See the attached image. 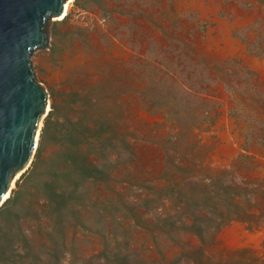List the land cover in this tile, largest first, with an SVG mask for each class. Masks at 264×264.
Returning a JSON list of instances; mask_svg holds the SVG:
<instances>
[{"label":"rangeland","instance_id":"374dc122","mask_svg":"<svg viewBox=\"0 0 264 264\" xmlns=\"http://www.w3.org/2000/svg\"><path fill=\"white\" fill-rule=\"evenodd\" d=\"M72 2L30 58L48 111L0 207L31 198L71 124L105 176L62 222L76 242L59 264H264V76L246 61L264 64V0ZM40 205L21 220L36 250Z\"/></svg>","mask_w":264,"mask_h":264},{"label":"water","instance_id":"95a60500","mask_svg":"<svg viewBox=\"0 0 264 264\" xmlns=\"http://www.w3.org/2000/svg\"><path fill=\"white\" fill-rule=\"evenodd\" d=\"M67 1L0 0V201L30 162L47 106L48 94L35 80L30 58L48 47L47 27Z\"/></svg>","mask_w":264,"mask_h":264},{"label":"trees","instance_id":"16d2710c","mask_svg":"<svg viewBox=\"0 0 264 264\" xmlns=\"http://www.w3.org/2000/svg\"><path fill=\"white\" fill-rule=\"evenodd\" d=\"M70 126L71 124L65 128V132L60 133L64 128L62 124L59 134L53 137L59 142L60 150L33 188V192L29 193L31 198L25 203L21 199L23 193L13 191L5 205L0 207V264H59L65 248L70 246L68 249H74L75 238L67 236L61 224L70 223L65 221V217L70 213V220L75 221L72 226H76L80 211L86 209V206L81 204L86 197V185L100 182L105 173L78 154L79 142L75 132H68ZM32 175L33 172L29 177ZM37 202L41 205L40 217L36 218V224H40L49 244V247L43 249L39 245L40 250L32 247V241L27 239L21 224L23 217L31 220L34 215L32 206ZM68 203L75 204L73 209H67ZM100 223L101 221L95 224L100 226ZM81 227L82 225L77 229L80 230ZM74 256V252L69 253L70 258ZM110 256L114 264L127 262L128 256ZM84 263L86 261H83Z\"/></svg>","mask_w":264,"mask_h":264},{"label":"bare ground","instance_id":"6f19581e","mask_svg":"<svg viewBox=\"0 0 264 264\" xmlns=\"http://www.w3.org/2000/svg\"><path fill=\"white\" fill-rule=\"evenodd\" d=\"M72 2V0H68L65 4H64V6H63V10H62V13H61V15L59 16V17H57L56 19L57 20H59V19H61L64 15H65V13H66V11H67V9H68V7H69V5H70V3ZM73 3V2H72ZM226 28V27H225ZM228 35H229V33L226 31V30H224V36H225V48L227 49L228 48V44H232L233 42L229 39V37H228ZM230 47V46H229ZM207 48V47H206ZM229 49V48H228ZM209 50V49H208ZM219 50L220 49H218V48H216V51L217 52H219ZM231 50V49H230ZM210 51V50H209ZM235 53L236 52H242V48H238V49H236L235 51H234ZM208 53V52H207ZM229 54H234V53H232V51H230V53ZM241 54V53H240ZM219 56H226V53H225V50L223 49L222 50V53H220V54H218ZM242 56V55H241ZM247 59V58H246ZM254 60V59H253ZM253 60H246L247 62H249L250 64H251V68L253 69V70H255V71H257L258 72V74L260 73L261 75H263L264 76V64L263 65H261V64H259L258 62H256V61H253ZM223 101H224V99H223ZM226 101V100H225ZM230 106V105H229ZM48 111V106H46V108H45V111H44V113L42 114V116L40 117V119L38 120V123H37V127H36V130H35V135H34V146L36 147V142H37V139H38V131H39V128L41 127L40 125H41V121H42V118L44 117V115L46 114V112ZM224 113V112H223ZM221 123H225L226 125H228V126H230L231 125V121H229L228 119H226V118H223L222 119V121H220ZM233 124V123H232ZM227 137V136H226ZM222 140H225V137H223L222 136ZM227 141H228V139H226ZM233 142L234 143H239V141H238V139H237V137L235 136L234 138H233ZM228 143V142H227ZM226 148V147H225ZM229 149V148H228ZM235 151V150H234ZM237 152V151H236ZM228 154V153H227ZM224 156H225V154H224ZM229 157V156H228ZM234 157V156H233ZM28 164H29V162H28ZM28 164H26V166L24 167V169H26V167L28 166ZM23 169V170H24ZM259 172H262V173H264V168L262 169V170H259ZM21 173V171L20 172H18V173H16L15 174V176H14V178H13V180L10 182V184H9V186H8V189H7V191L5 192V194H4V196L2 197V199H1V203L5 200V198L7 197V195H8V193H9V191H10V189L13 187V184H14V181H15V179H17V177L19 176V174Z\"/></svg>","mask_w":264,"mask_h":264},{"label":"crops","instance_id":"0c3cea01","mask_svg":"<svg viewBox=\"0 0 264 264\" xmlns=\"http://www.w3.org/2000/svg\"><path fill=\"white\" fill-rule=\"evenodd\" d=\"M224 45H225V44H224ZM230 45H231V44H230ZM228 48H229V47H228ZM228 48H227V50H228ZM225 49H226V48H225ZM215 50H216V48H215ZM222 50H223V49H220L219 52H217V51H216V52L220 54V53H222ZM228 51H229V53H230V51H232V50H230V48H229ZM225 53H226V55H229V53H227L226 50H225Z\"/></svg>","mask_w":264,"mask_h":264}]
</instances>
